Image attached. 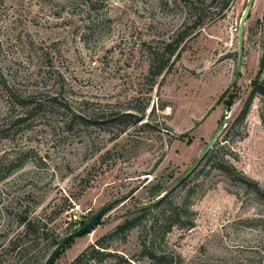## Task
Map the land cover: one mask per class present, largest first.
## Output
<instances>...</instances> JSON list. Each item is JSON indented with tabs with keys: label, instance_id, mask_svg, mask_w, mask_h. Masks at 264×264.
<instances>
[{
	"label": "rangeland",
	"instance_id": "obj_1",
	"mask_svg": "<svg viewBox=\"0 0 264 264\" xmlns=\"http://www.w3.org/2000/svg\"><path fill=\"white\" fill-rule=\"evenodd\" d=\"M249 1L0 0V264H42L74 221L111 206L52 263L68 264L185 174L222 122L211 148L236 174L204 158L182 189L193 227L154 248L181 264H264V0H251L236 75ZM24 220L37 221L26 237ZM143 242L140 228L105 238L111 256L89 264H155Z\"/></svg>",
	"mask_w": 264,
	"mask_h": 264
},
{
	"label": "trees",
	"instance_id": "obj_2",
	"mask_svg": "<svg viewBox=\"0 0 264 264\" xmlns=\"http://www.w3.org/2000/svg\"><path fill=\"white\" fill-rule=\"evenodd\" d=\"M199 25L200 23H197V25H195L193 28H196ZM180 40H182V38H180ZM179 42L180 41H177L176 43H169L165 46L164 52L162 53V58L160 57L159 59L158 56L157 60L154 61L156 62V64L150 66V72H153L155 76H159L164 71L170 57L174 56ZM163 54L166 55L164 61ZM256 85L257 84L255 83L254 86ZM260 87L262 88L261 91H263L264 94V84H261ZM10 99L15 100V96H12V98L10 97ZM249 100L250 99L247 100L242 111L240 112L237 118L238 120H242L243 118H245L248 112ZM210 162L213 163L215 169H221L223 166L228 164L224 157L221 156L216 150H214V147L211 148L206 155L203 167L207 166V164H209ZM227 166L232 172L236 174L231 165L228 164ZM185 180H183L175 189L167 192L159 200L155 199L160 194L167 191L168 188H153L150 192L149 200L146 203L124 213L121 217V222L118 223L105 238H112L116 235L125 234L136 228H140L145 232L147 238L149 239V242H143L142 247L143 250H145V256H147V258L151 262L155 264H181L180 260H177V262H173V260L171 259L166 260L163 255H158L154 248V245L159 234L165 235L174 228L189 229L193 227L194 221L191 218L192 212L189 209V198L192 194V189L188 188L187 190H182L185 185ZM237 180L251 186L254 189L255 193L259 195L262 194L258 185L255 182L248 180L243 175H238ZM35 223H37V221L35 220H24L22 223V232H20L18 236L26 237V235L30 234L32 229L35 227ZM85 223L86 222L83 221H74L72 225L73 227H81ZM105 238L102 237V239H98L94 243L88 245L68 264H89V262L93 260L100 262L111 256L110 251H108V249L104 246L103 240ZM53 244L54 246H56L57 243L54 241ZM19 252L22 251L19 250ZM38 259L30 258L28 259V262H31L33 260L34 264H39V262L37 261Z\"/></svg>",
	"mask_w": 264,
	"mask_h": 264
},
{
	"label": "water",
	"instance_id": "obj_3",
	"mask_svg": "<svg viewBox=\"0 0 264 264\" xmlns=\"http://www.w3.org/2000/svg\"><path fill=\"white\" fill-rule=\"evenodd\" d=\"M250 7H251V0L246 5V8H245V10L243 12V15L241 17V21H240V24H239V31H238V35H237V68H236V75H238L240 73V63H241V56H242V50H243V40H244L243 22H244V20L247 17V14L249 12ZM223 126H224L223 122L218 125L213 137L211 138L210 142L207 143L206 146L204 147V149L202 150V152L199 155L196 163L194 165L190 166L185 174L181 175L176 181H174L169 186L167 191L162 193L155 200L161 199L167 192L175 189L183 180H185L189 176V174L196 168V166L205 158V156L207 155L208 151L211 149L212 145L214 144V142L217 140L219 134L221 133V131L223 129ZM111 209H112L111 206L103 208L102 210L98 211L95 215H93L88 221H86V223L83 226L79 227L75 231H73V232L69 233L68 235H66L65 237H63L56 244V246L53 248L51 253L48 255V257L43 262V264H52L54 262V260L56 259V257L58 256L59 252L63 249V247L68 242H70L72 239H75V238H77V237H79L81 235H84V234L90 232L92 229H94L96 226H98L100 224V222H101V219L104 217V215L106 213H108L109 211H111Z\"/></svg>",
	"mask_w": 264,
	"mask_h": 264
},
{
	"label": "built area",
	"instance_id": "obj_4",
	"mask_svg": "<svg viewBox=\"0 0 264 264\" xmlns=\"http://www.w3.org/2000/svg\"><path fill=\"white\" fill-rule=\"evenodd\" d=\"M233 31H234V32H237V27H235V28L233 29Z\"/></svg>",
	"mask_w": 264,
	"mask_h": 264
}]
</instances>
